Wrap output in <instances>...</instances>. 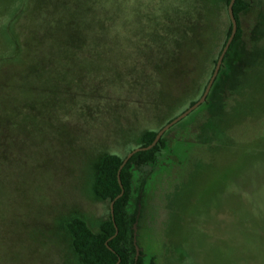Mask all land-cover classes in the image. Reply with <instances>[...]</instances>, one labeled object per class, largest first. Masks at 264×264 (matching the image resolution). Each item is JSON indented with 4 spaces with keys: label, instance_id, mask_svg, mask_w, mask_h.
Instances as JSON below:
<instances>
[{
    "label": "rangeland",
    "instance_id": "rangeland-1",
    "mask_svg": "<svg viewBox=\"0 0 264 264\" xmlns=\"http://www.w3.org/2000/svg\"><path fill=\"white\" fill-rule=\"evenodd\" d=\"M249 1L252 7L240 15V44L249 54L260 52L252 85L235 96L238 101L225 100V115L211 131L208 112L195 108L163 133L166 148L155 164L136 171L137 194L144 196L134 225L137 248L157 264H264V32L258 39L254 33L264 0ZM119 2L133 16V83L109 86L104 77L82 76L64 88L75 102L56 106L59 140L31 133L17 159L0 160V264H77L65 219L81 215L95 229L109 210L110 203L91 192L97 154L125 156L143 130H159L198 100L212 75L210 59L228 25L224 5L214 7L212 53L187 75L160 70L167 15L183 0ZM83 100L86 107L79 106Z\"/></svg>",
    "mask_w": 264,
    "mask_h": 264
},
{
    "label": "trees",
    "instance_id": "trees-1",
    "mask_svg": "<svg viewBox=\"0 0 264 264\" xmlns=\"http://www.w3.org/2000/svg\"><path fill=\"white\" fill-rule=\"evenodd\" d=\"M229 1L183 0L181 6L173 9L172 16L167 15L169 23L163 41L167 57L161 73L178 68L188 75L205 62L217 37L214 7L221 3L227 11ZM251 7L249 0H234L235 35L204 102L197 107L208 112L210 118L205 127L209 131L224 117L225 100L236 99V95L252 85L250 73L258 67L253 60L260 52L249 54L240 44V15ZM132 17L129 9L121 8L119 0H0V160L12 155L17 159L23 140H28L31 133L59 140L56 116L60 115V109L75 102L72 96L66 98L64 88L76 81L81 83L82 76L94 82L96 77H104L109 86L119 81L123 86L133 83L129 55L137 41ZM260 22L254 30L257 39L264 32V12ZM230 32L228 19L216 57L210 59L214 65ZM196 100L190 101L189 106ZM79 103L87 106L86 100ZM104 103L108 105L109 101ZM217 103L222 106L220 112L215 108ZM157 132L143 130L135 148L150 144ZM163 135L151 149L134 153L120 170L123 194L114 201L112 216L109 209L95 229L81 215L65 219L77 264H157L152 258L136 254L131 232L134 220L131 199L138 189L137 169L155 164L166 148ZM125 156L108 151L97 154L91 180V192L97 200L110 203L120 193L116 173Z\"/></svg>",
    "mask_w": 264,
    "mask_h": 264
},
{
    "label": "water",
    "instance_id": "water-1",
    "mask_svg": "<svg viewBox=\"0 0 264 264\" xmlns=\"http://www.w3.org/2000/svg\"><path fill=\"white\" fill-rule=\"evenodd\" d=\"M233 3H234V0H230L229 3H228V6H227V13H228V17H229V20L231 22V32L216 60V64L214 66V70L212 72V75L210 76L206 86H205V89L202 93V95L198 98V100H196V102H194L192 105H190L188 108H186L183 112H181L180 114H178L176 117H174L172 120H170L169 122H167L163 127H161L157 134L155 135L154 139L152 140V142L150 144H148L147 146H140V147H136L134 149H132L130 152H128L125 156V158L123 159L122 163L120 164L118 170H117V173H116V176H117V181L119 183V186L121 188V191L120 193L110 202L109 204V209H110V213H111V216L113 215V203L114 201L120 197L122 194H123V188H122V185H121V181H120V177H119V174H120V170L122 169V167L124 166V164L127 162V160L134 154L136 153L137 151H145V150H149L151 149L157 142L158 140L160 139V137L163 135V133L168 130L172 125H174L175 123H177L179 120H181L182 118H184L185 116H187L191 111H193L195 108H197L202 102H204L209 90H210V87L218 73V70L220 68V65H221V62H222V59L235 35V32H236V29H237V23H236V20H235V17H234V14H233V10H232V6H233ZM117 233V230H115V233L114 235ZM105 244H107V242H105ZM119 262V259L117 260L116 263Z\"/></svg>",
    "mask_w": 264,
    "mask_h": 264
},
{
    "label": "flooded vegetation",
    "instance_id": "flooded-vegetation-1",
    "mask_svg": "<svg viewBox=\"0 0 264 264\" xmlns=\"http://www.w3.org/2000/svg\"><path fill=\"white\" fill-rule=\"evenodd\" d=\"M211 88V87H210ZM173 126V125H172ZM152 178H154L153 180H155V177H152L151 176V178H150V180L152 179ZM139 196V197H138ZM133 197H138V200H137V206H136V210L135 211H133V213H134V220H133V222H132V224H131V229H132V240H133V243H134V247H135V251H136V254L137 255H139V254H142V255H144V257H145V259H149V258H152L155 262H156V260H155V258L153 257V256H150V257H146L145 256V254L141 251V250H139L138 248H137V246L139 245L138 244V239H136V237H137V234H136V232H135V229H134V225H135V223H137L138 221H140V217H139V212H140V200H139V198H141V200L143 199V194H137V192L134 194V196ZM157 263V262H156Z\"/></svg>",
    "mask_w": 264,
    "mask_h": 264
}]
</instances>
